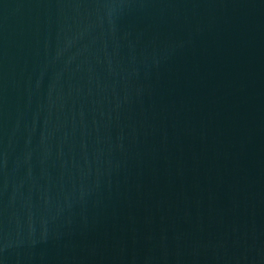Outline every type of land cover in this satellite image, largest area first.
<instances>
[{
  "label": "water",
  "instance_id": "water-1",
  "mask_svg": "<svg viewBox=\"0 0 264 264\" xmlns=\"http://www.w3.org/2000/svg\"><path fill=\"white\" fill-rule=\"evenodd\" d=\"M0 264H264V0H0Z\"/></svg>",
  "mask_w": 264,
  "mask_h": 264
}]
</instances>
